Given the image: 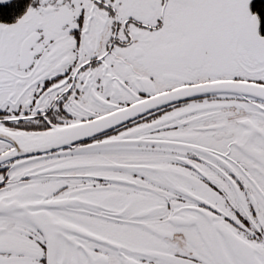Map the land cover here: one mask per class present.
I'll return each instance as SVG.
<instances>
[{
  "label": "snow or ice",
  "instance_id": "obj_1",
  "mask_svg": "<svg viewBox=\"0 0 264 264\" xmlns=\"http://www.w3.org/2000/svg\"><path fill=\"white\" fill-rule=\"evenodd\" d=\"M0 264H264V0H0Z\"/></svg>",
  "mask_w": 264,
  "mask_h": 264
}]
</instances>
